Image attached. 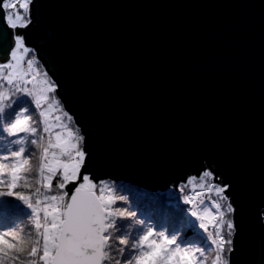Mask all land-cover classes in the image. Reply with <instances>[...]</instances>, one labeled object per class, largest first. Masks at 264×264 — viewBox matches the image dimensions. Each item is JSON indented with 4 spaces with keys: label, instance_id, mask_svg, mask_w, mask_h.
Listing matches in <instances>:
<instances>
[{
    "label": "water",
    "instance_id": "95a60500",
    "mask_svg": "<svg viewBox=\"0 0 264 264\" xmlns=\"http://www.w3.org/2000/svg\"><path fill=\"white\" fill-rule=\"evenodd\" d=\"M20 32L94 183L156 192L211 170L234 208L231 264H264V0H32Z\"/></svg>",
    "mask_w": 264,
    "mask_h": 264
},
{
    "label": "snow or ice",
    "instance_id": "6c2138e0",
    "mask_svg": "<svg viewBox=\"0 0 264 264\" xmlns=\"http://www.w3.org/2000/svg\"><path fill=\"white\" fill-rule=\"evenodd\" d=\"M31 4L32 0H19V3L0 0V13L13 30L7 39L0 35V53H3L0 58V137L12 138L9 142L17 146L7 154H0V186L5 189L0 190V218H9L3 205L23 206L31 217L36 239L25 249L23 237L16 230L0 228V264H133V260L135 264H203L206 253L213 249L215 264H231L235 223L230 217L234 208L227 188L212 183L215 174L211 170H204L198 177L191 176L186 181L194 188L214 192L217 198L208 205L200 199V205L204 206L202 214L196 210L191 212V216L200 221L197 231L202 229L207 233L206 247L177 246L183 237L177 238L175 231L159 242L150 229L133 245L138 254L125 255L129 244L125 238L113 245L117 219H131L135 213L114 207L116 198L110 193V186L94 183V177L85 173L86 152L81 147L85 138L80 130L49 122L53 100L55 106L61 104L55 99L59 85L44 74L43 87L37 89L39 73L33 74L35 59H25L30 49L20 29L31 22ZM64 116L74 122L68 111H64ZM42 133L47 136L46 144ZM32 146L41 149L38 186L26 193L18 188H33L28 182L33 171ZM199 195L194 192L193 197L185 196V203H193ZM191 223L196 225L195 220ZM210 226L213 231H209ZM182 228L186 230L188 224L183 223Z\"/></svg>",
    "mask_w": 264,
    "mask_h": 264
},
{
    "label": "trees",
    "instance_id": "16d2710c",
    "mask_svg": "<svg viewBox=\"0 0 264 264\" xmlns=\"http://www.w3.org/2000/svg\"><path fill=\"white\" fill-rule=\"evenodd\" d=\"M16 2L19 3V0H16ZM31 51L33 52V50ZM35 60L39 66L38 70H43L36 57ZM59 107V112L62 117L68 121L71 127L77 129L74 122H70L64 116L65 110L63 109L62 104H60ZM42 135H45L44 143L46 144L47 136L43 133ZM10 139L12 138H8L6 136L0 137V154H7L10 152V150L17 147L16 145H13L9 142ZM32 147L34 148V154L31 160L33 171L28 176V182L33 185V188H18V190L25 191L26 193H31L32 191H34V187L38 186L36 184V180H38L39 155L41 149L38 146ZM22 183L23 182H21V184ZM105 183L110 186V193L114 198H116V205H114V207H120L122 210H127L135 213V216L131 219L118 218L116 230L114 231L113 235V245H118L119 239L121 238H125L129 241V244L126 247L125 255H128L129 253H132L133 255L137 254V250L133 247V245L138 242V238L142 234H144V231L146 229L152 230L153 233L157 231H160V234L163 233V235L159 234L161 242L169 238L170 232L175 231L177 238L183 237V241H181V243L177 246H207L204 239V237L206 236L205 234L192 229L191 227H189V225L186 230L182 228V224L187 223L184 216L186 203L183 199V194L188 190L200 191L201 189H199L198 187L191 188L190 185H187V183H181L178 189H168L165 191L151 192L149 190H145L121 181H99L98 185ZM0 190L5 189L0 186ZM119 197H123V199H119ZM2 207L4 211L9 214V218H0V228L10 227L13 230H16L19 233L20 237L36 239L31 217L29 216L28 211L23 208V206L8 203L3 205ZM177 228H181V230L176 231ZM184 241H190L191 243L187 244L184 243ZM133 264H135L134 260ZM203 264H215L214 249L213 251L206 253L203 259Z\"/></svg>",
    "mask_w": 264,
    "mask_h": 264
},
{
    "label": "built area",
    "instance_id": "2783aa9c",
    "mask_svg": "<svg viewBox=\"0 0 264 264\" xmlns=\"http://www.w3.org/2000/svg\"><path fill=\"white\" fill-rule=\"evenodd\" d=\"M24 68L25 69L27 68L26 64L24 65ZM212 183H219V184H221L220 182L215 181V180L212 181ZM223 186L226 187V185H223ZM194 192L195 193H200V195H199V197L197 199H195L193 201V203L186 204L184 216H185V219H186L189 227H191L192 229H194V230L197 231V229L199 228L200 221L196 217H192L191 216V212L193 210H196V211H198V214H202V208L204 206L200 205V203H199V200L200 199H204L205 200V204L208 205V204H210L211 201H213L214 199H217V198L215 197V193L214 192H209L208 189H203V190H200V191H191V190H188V191L185 192L184 197L185 196L193 197ZM211 214H212V209L210 208L209 215H211ZM192 220H195L196 221V225L191 223ZM205 222H208V221L206 220ZM209 231H213V228L211 226L209 227ZM198 232H201V233L207 235V233H204L202 229H200ZM209 238L211 239V237H209Z\"/></svg>",
    "mask_w": 264,
    "mask_h": 264
},
{
    "label": "rangeland",
    "instance_id": "374dc122",
    "mask_svg": "<svg viewBox=\"0 0 264 264\" xmlns=\"http://www.w3.org/2000/svg\"><path fill=\"white\" fill-rule=\"evenodd\" d=\"M30 49V48H29ZM29 58H34L35 59V55H34V53L31 51V49H30V55L29 56H27V57H25V59H29ZM41 66V65H40ZM43 68V67H42ZM39 69V66H38V64L36 63V60H35V64H34V66H33V74H35V73H39V77H38V79H37V81H36V87H37V89H39L40 87H43V85H42V80H43V77H44V74H46V72L44 71V69L43 70H38ZM48 76V75H47ZM29 78H31V77H29ZM48 78L51 80V78L48 76ZM55 99H57V97H55ZM53 107L49 110V122L50 123H62V124H65V125H69V123H68V121L65 119V118H63L62 117V115L60 114V112H59V109H60V107H57V106H55V100H53ZM57 117H59L60 119H59V121H57ZM70 126V125H69ZM71 127V126H70ZM72 129L73 130H76V129H74L73 127H72ZM81 147H82V142H81ZM202 174V173H201ZM191 176H189L188 178H190ZM187 178V179H188ZM101 181H106V180H101ZM187 181V180H186ZM186 181L184 182V183H186ZM190 187L191 188H193L194 186L193 185H190ZM185 194V193H184ZM184 194H183V199H184ZM185 201V200H184ZM159 234H160V231H157V232H154V236H153V238H155V239H158V241L159 242H161V239H160V236H159ZM137 254H138V252H137Z\"/></svg>",
    "mask_w": 264,
    "mask_h": 264
},
{
    "label": "clouds",
    "instance_id": "9594fccd",
    "mask_svg": "<svg viewBox=\"0 0 264 264\" xmlns=\"http://www.w3.org/2000/svg\"><path fill=\"white\" fill-rule=\"evenodd\" d=\"M32 243V239L30 238H23V246L25 249Z\"/></svg>",
    "mask_w": 264,
    "mask_h": 264
}]
</instances>
